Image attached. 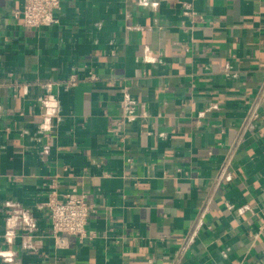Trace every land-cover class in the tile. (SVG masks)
<instances>
[{
	"label": "crops",
	"instance_id": "crops-1",
	"mask_svg": "<svg viewBox=\"0 0 264 264\" xmlns=\"http://www.w3.org/2000/svg\"><path fill=\"white\" fill-rule=\"evenodd\" d=\"M22 3L0 0V264H263L264 0H63L38 29ZM52 192L92 205L85 238L53 235Z\"/></svg>",
	"mask_w": 264,
	"mask_h": 264
},
{
	"label": "built area",
	"instance_id": "built-area-1",
	"mask_svg": "<svg viewBox=\"0 0 264 264\" xmlns=\"http://www.w3.org/2000/svg\"><path fill=\"white\" fill-rule=\"evenodd\" d=\"M63 0H23L20 8L14 11V16L21 20L22 25L28 29L49 27L59 22ZM184 16L194 14L190 3H183ZM92 79L96 76L92 75ZM257 117V113H252ZM45 207L50 217V227L53 235H75L79 239L85 238L89 215L93 210L92 205L84 196L66 194L60 197L55 192L48 195ZM1 255L10 259L9 255ZM12 260V259H10ZM264 264V263H263Z\"/></svg>",
	"mask_w": 264,
	"mask_h": 264
}]
</instances>
